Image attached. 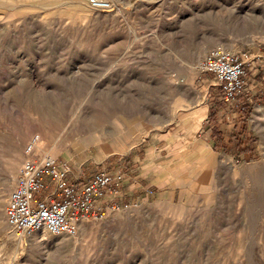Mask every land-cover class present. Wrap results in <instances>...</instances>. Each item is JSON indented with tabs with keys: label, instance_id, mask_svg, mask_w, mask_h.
<instances>
[{
	"label": "rangeland",
	"instance_id": "374dc122",
	"mask_svg": "<svg viewBox=\"0 0 264 264\" xmlns=\"http://www.w3.org/2000/svg\"><path fill=\"white\" fill-rule=\"evenodd\" d=\"M110 1L0 0V264H264V0ZM218 46L257 62L233 101L200 69ZM44 157L125 173L117 209L18 237Z\"/></svg>",
	"mask_w": 264,
	"mask_h": 264
},
{
	"label": "built area",
	"instance_id": "2783aa9c",
	"mask_svg": "<svg viewBox=\"0 0 264 264\" xmlns=\"http://www.w3.org/2000/svg\"><path fill=\"white\" fill-rule=\"evenodd\" d=\"M85 1L100 11H111L114 6L110 0ZM261 57L264 59V50ZM255 66L257 62L248 52L218 46L206 55L200 69L213 75L226 101H233L247 91L251 82L248 68ZM125 181L122 171L106 169L74 180L70 166L52 157L28 162L10 196L8 223L21 238L42 230L54 236H75L81 222L103 219L117 209L108 197Z\"/></svg>",
	"mask_w": 264,
	"mask_h": 264
},
{
	"label": "bare ground",
	"instance_id": "6f19581e",
	"mask_svg": "<svg viewBox=\"0 0 264 264\" xmlns=\"http://www.w3.org/2000/svg\"><path fill=\"white\" fill-rule=\"evenodd\" d=\"M42 144L43 142L41 141L40 136H38L34 141H32L29 152L35 150V148L41 149Z\"/></svg>",
	"mask_w": 264,
	"mask_h": 264
},
{
	"label": "crops",
	"instance_id": "0c3cea01",
	"mask_svg": "<svg viewBox=\"0 0 264 264\" xmlns=\"http://www.w3.org/2000/svg\"><path fill=\"white\" fill-rule=\"evenodd\" d=\"M262 82H264V79H263V80H261V85H263V83H262ZM253 83H255V81H254ZM119 192H120V191L114 192L112 195H110V197H112V196L119 197V195H121V194H119ZM110 197H109V198H110Z\"/></svg>",
	"mask_w": 264,
	"mask_h": 264
}]
</instances>
